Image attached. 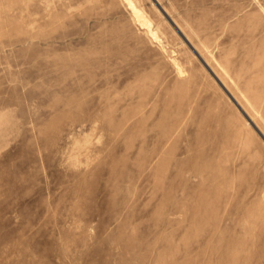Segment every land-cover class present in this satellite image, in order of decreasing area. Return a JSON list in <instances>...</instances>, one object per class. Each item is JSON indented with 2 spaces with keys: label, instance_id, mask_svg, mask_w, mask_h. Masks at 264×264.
<instances>
[{
  "label": "rangeland",
  "instance_id": "1",
  "mask_svg": "<svg viewBox=\"0 0 264 264\" xmlns=\"http://www.w3.org/2000/svg\"><path fill=\"white\" fill-rule=\"evenodd\" d=\"M0 264H264V0H0Z\"/></svg>",
  "mask_w": 264,
  "mask_h": 264
},
{
  "label": "water",
  "instance_id": "2",
  "mask_svg": "<svg viewBox=\"0 0 264 264\" xmlns=\"http://www.w3.org/2000/svg\"><path fill=\"white\" fill-rule=\"evenodd\" d=\"M233 99V98H232ZM235 101V100H234ZM243 112V111H242ZM244 113V112H243ZM261 134V133H260ZM262 135V134H261ZM263 137V136H262Z\"/></svg>",
  "mask_w": 264,
  "mask_h": 264
},
{
  "label": "bare ground",
  "instance_id": "3",
  "mask_svg": "<svg viewBox=\"0 0 264 264\" xmlns=\"http://www.w3.org/2000/svg\"><path fill=\"white\" fill-rule=\"evenodd\" d=\"M136 16H138V14L136 13Z\"/></svg>",
  "mask_w": 264,
  "mask_h": 264
}]
</instances>
